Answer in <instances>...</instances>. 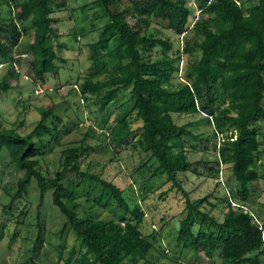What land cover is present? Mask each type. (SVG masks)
<instances>
[{
    "label": "trees",
    "instance_id": "1",
    "mask_svg": "<svg viewBox=\"0 0 264 264\" xmlns=\"http://www.w3.org/2000/svg\"><path fill=\"white\" fill-rule=\"evenodd\" d=\"M188 1L95 0L104 14L94 18L106 17L107 23L88 46L95 72L84 78L78 92L86 104L89 99L85 96L91 95L99 105L98 112L104 113L122 92L128 91L129 99L120 105L117 121L111 126H107V117L103 121L102 136L114 147L147 156L153 176L164 175V184L142 191L139 198L137 193L133 195L97 174L82 171V159L91 150L83 141L64 148L59 168L49 175L40 160L52 152L53 146L60 145L61 132H71L53 105L41 108L38 123L27 135L0 126V155H7L13 171L23 173L10 203L25 195L35 181L40 203L51 192L53 205L65 217L63 230L75 238L67 256L66 246L58 251L62 264H144L153 251L165 257V251L157 246L160 230L153 225L148 232L141 225L146 217L142 204L167 183L168 190L160 192L159 198L166 201L174 195L184 203L185 216L178 221L175 234L177 247L209 260L218 256L223 264H264V224L252 213L242 211L253 183L264 179L254 170L259 147L264 145V0L250 7H245L246 0H191V6ZM53 3L7 0L6 9L0 8V65L8 63L11 68L0 83V93L12 90L11 80L19 77L13 70L14 50L24 34L19 24L28 23L31 29L32 40L25 54L30 56L36 78L44 84L46 76L58 75L56 61L65 59L58 56L52 44L56 34ZM61 5L66 6V0ZM193 6L199 11L198 18L192 15ZM153 22L166 23V29L184 40L182 48L173 52L172 43L162 37L160 29L151 27ZM183 54L193 59L180 77ZM99 74L104 78L95 80ZM196 114L212 126L214 142L220 140L217 147L213 145L218 157L215 167L207 161L188 160L187 141L193 138L204 142L206 150L210 138L193 135L191 124L179 126L173 119L174 115ZM58 124H62L60 128ZM224 165L230 167L236 190L224 197L227 212L219 222L202 209L206 198L190 199L179 174L195 173V167L202 166L216 175ZM67 174H78L83 182L98 184L96 203L104 210L112 207L113 217H79L69 209L63 201L62 184ZM164 221L160 219L162 225ZM37 228L34 246L42 242L41 219ZM172 262L181 264L177 257Z\"/></svg>",
    "mask_w": 264,
    "mask_h": 264
},
{
    "label": "rangeland",
    "instance_id": "2",
    "mask_svg": "<svg viewBox=\"0 0 264 264\" xmlns=\"http://www.w3.org/2000/svg\"><path fill=\"white\" fill-rule=\"evenodd\" d=\"M55 10L52 18L56 31L52 44L56 53L65 62L56 61L60 66L58 75L46 76V83H41L35 76L34 68L30 63V56L25 54L29 42L32 40L31 29L28 23L19 24L24 31L18 47L14 50L16 61L13 70L19 75L18 79L11 80L12 90L0 93V126L13 128L20 135H27L33 131L40 118L41 108L53 105L55 112L62 119V124L71 128L68 134L60 133V145L53 146L52 152L44 155L40 160L42 169L53 174L60 166V152L70 144L83 141L88 157L82 159L81 170L99 175L102 179L116 184L121 189H128L133 195L142 196V191H151L164 184L165 176H153L148 157L138 151L125 147H114L102 136L104 130L101 125L108 118V125H113L121 114L119 108L128 101V91L122 92L119 100L112 103L104 113L98 112L99 105L87 94L89 100L83 103L79 95L80 86L88 75L95 72L88 58V46L95 42L107 18H94L104 14L95 4V0H53ZM258 0H246L245 7L257 4ZM7 0H0V8L6 9ZM188 5H192L191 0ZM62 6V7H61ZM99 14V15H98ZM96 15V16H95ZM192 15L199 17V11L193 6ZM160 29L162 37L168 39L173 46V52L180 50L184 40L166 29V23L151 25ZM189 38V37H188ZM193 59L189 54H183L180 62L179 76L184 77L187 63ZM10 65L3 63L0 66V83L10 71ZM78 78V79H77ZM99 74L95 80L103 79ZM9 82V78L7 79ZM20 102V103H19ZM264 107V98L262 100ZM173 119L179 126L190 125L193 135L210 138L207 149L205 143L190 138L187 141V158L190 162L207 161L216 166L218 159L216 147L220 140L214 142L212 126L202 120V115H174ZM62 124H58L60 128ZM92 132L88 134V130ZM221 138V137H220ZM260 157L254 170L264 175V145L259 147ZM147 163L142 170L139 167ZM10 160L5 154L0 155V264H62L59 261L58 251L62 246L68 250L75 244L72 233L63 230L65 217L52 203V193L44 195L40 203V193L35 181L27 187V193L14 203H10L16 192L18 179L22 172H15L10 168ZM197 172L179 174L184 189L189 192L192 201L207 199L202 204L204 212L221 222L227 212L224 197H228L230 190H236L229 166H221L216 175L202 166H196ZM138 171V172H137ZM65 187L63 201L69 209H73L79 217L92 215L99 219L109 220L114 215V209H102L96 203L100 196V186L88 181H82L78 174H67L62 181ZM170 184L162 186L161 190L147 197L142 204L145 220L141 228L150 232L154 225L160 230L159 250L165 251V257L158 251H153L144 264H173L172 258L177 257L181 264H223L218 256L209 260L203 255H195L191 250H183L176 246L175 234L178 221L183 219L184 203L177 196L171 195L166 201L159 198L160 192L168 190ZM132 190V191H131ZM141 190V191H140ZM137 191V192H136ZM74 197L75 199H71ZM136 201V200H135ZM238 203V202H236ZM234 206V203L232 204ZM244 210L254 215L257 221L264 224V179L251 186V195ZM165 222L162 225L160 219ZM38 219H41L44 228L42 242L34 246L38 228ZM63 230V233L61 231ZM13 239V244L10 241ZM36 248L33 251V249ZM143 264V263H139Z\"/></svg>",
    "mask_w": 264,
    "mask_h": 264
},
{
    "label": "built area",
    "instance_id": "3",
    "mask_svg": "<svg viewBox=\"0 0 264 264\" xmlns=\"http://www.w3.org/2000/svg\"><path fill=\"white\" fill-rule=\"evenodd\" d=\"M0 66H2V64Z\"/></svg>",
    "mask_w": 264,
    "mask_h": 264
}]
</instances>
